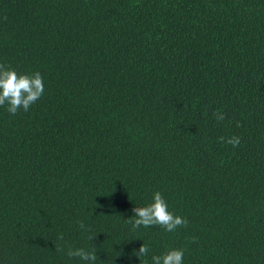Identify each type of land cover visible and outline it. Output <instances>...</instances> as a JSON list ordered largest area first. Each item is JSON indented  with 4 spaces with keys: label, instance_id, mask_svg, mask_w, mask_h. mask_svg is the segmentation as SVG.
I'll return each mask as SVG.
<instances>
[{
    "label": "trees",
    "instance_id": "trees-1",
    "mask_svg": "<svg viewBox=\"0 0 264 264\" xmlns=\"http://www.w3.org/2000/svg\"><path fill=\"white\" fill-rule=\"evenodd\" d=\"M0 64L44 83L0 106V264H264V0H0ZM157 191L187 225L133 231Z\"/></svg>",
    "mask_w": 264,
    "mask_h": 264
},
{
    "label": "clouds",
    "instance_id": "clouds-1",
    "mask_svg": "<svg viewBox=\"0 0 264 264\" xmlns=\"http://www.w3.org/2000/svg\"><path fill=\"white\" fill-rule=\"evenodd\" d=\"M44 92L43 78L39 72L32 75H18L17 72L4 64H0V106H7V111L11 115H16L21 109L27 112ZM217 121L224 120V114L217 110L215 113ZM239 126V125H237ZM219 142L227 143L233 147L240 144V138L233 136L229 138L220 137ZM133 216L128 219L132 225V230H136L141 226L148 228L158 225L166 232H174L178 227L186 226L188 221L180 216L174 215L168 211V205L160 192L153 194V200L147 206L134 207L132 209ZM78 226L82 230H87L82 221H78ZM63 240V236L59 237ZM89 239L95 237L89 236ZM195 241V238H193ZM57 251L62 252V247H57ZM149 249L142 244L139 249H133L131 256L137 257L139 260L148 254ZM182 250H170L162 256H153L152 264H182ZM69 258H79L86 264H96L98 259L95 252H88L82 248H69L67 251Z\"/></svg>",
    "mask_w": 264,
    "mask_h": 264
}]
</instances>
